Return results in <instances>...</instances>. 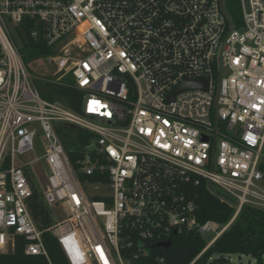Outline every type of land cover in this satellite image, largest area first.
<instances>
[{
  "label": "built area",
  "instance_id": "1",
  "mask_svg": "<svg viewBox=\"0 0 264 264\" xmlns=\"http://www.w3.org/2000/svg\"><path fill=\"white\" fill-rule=\"evenodd\" d=\"M240 7L239 25L226 0H0V253L24 238L53 264L30 209L37 177L65 214L48 231L70 264H133L173 233L205 239L200 264L245 207L264 211V0ZM26 31L50 49L47 83L85 93L81 115L41 97ZM62 126L91 134L81 159ZM192 183L223 191L227 226L199 221Z\"/></svg>",
  "mask_w": 264,
  "mask_h": 264
},
{
  "label": "trees",
  "instance_id": "2",
  "mask_svg": "<svg viewBox=\"0 0 264 264\" xmlns=\"http://www.w3.org/2000/svg\"><path fill=\"white\" fill-rule=\"evenodd\" d=\"M226 8L232 19L240 25V0H226ZM28 33L29 31H26V37L18 41L23 60L28 63L48 56L49 47L42 41L35 42L29 38ZM37 89L43 99L59 103L79 115L82 114L85 93L75 87L72 78H63L58 84L44 83L40 87L37 86ZM59 135L71 160L81 159L85 147L90 143L91 134L77 128L62 126L59 129ZM260 169L264 173V160ZM87 179L99 180L98 176L86 177L80 174L81 181L85 182ZM187 194L198 206L196 214L202 223L214 221L221 226H226L235 215V208L212 194L204 184L199 186L189 184ZM95 199L99 198L95 197ZM30 209L39 229L43 231V240L53 264H70L61 245L48 231L53 224V219L36 189L30 201ZM170 241V248L162 249L153 245L147 257H139L134 260L133 264H190L207 245L205 239L194 234L175 235L173 233ZM24 243V238H19L13 252L0 253V264H48L45 257L26 255ZM229 254L252 256L261 264L260 261L264 254V211L245 207L223 235L204 254L200 264H205L212 257L214 261L211 264H216V256L221 255V259H224V256ZM157 258H163L164 262H159Z\"/></svg>",
  "mask_w": 264,
  "mask_h": 264
},
{
  "label": "rangeland",
  "instance_id": "3",
  "mask_svg": "<svg viewBox=\"0 0 264 264\" xmlns=\"http://www.w3.org/2000/svg\"><path fill=\"white\" fill-rule=\"evenodd\" d=\"M27 67H28L29 72L33 76L36 86L40 87L41 84L47 83L48 80L53 79L52 75L55 72V68L51 64H49L48 61L44 58L28 62ZM35 149L39 156H42L44 152H46L47 144L43 138H38L36 140ZM30 157L31 159L34 158V155H31ZM46 182L47 180L45 177L44 179H38V177L34 178L36 189L38 190L40 194L43 193L47 189ZM214 191L219 197L223 198L225 196L223 191L219 189L218 187H215ZM90 192L91 193L93 192L92 194L95 193L94 190H90ZM51 217L54 223H58L64 219L65 214L63 213V210L59 208L51 212ZM221 227H224V226H221ZM213 236H214L213 234H208L206 236V240H211ZM221 257H222L221 255H218L215 257L216 264H249V263L259 264L258 259L252 256H247V255L229 254V255L224 256L225 257L224 259H221Z\"/></svg>",
  "mask_w": 264,
  "mask_h": 264
},
{
  "label": "water",
  "instance_id": "4",
  "mask_svg": "<svg viewBox=\"0 0 264 264\" xmlns=\"http://www.w3.org/2000/svg\"><path fill=\"white\" fill-rule=\"evenodd\" d=\"M154 246L162 248V249H168V248L171 247V241H167V242H164V243H158V244H156ZM249 264H251V263H249Z\"/></svg>",
  "mask_w": 264,
  "mask_h": 264
},
{
  "label": "bare ground",
  "instance_id": "5",
  "mask_svg": "<svg viewBox=\"0 0 264 264\" xmlns=\"http://www.w3.org/2000/svg\"><path fill=\"white\" fill-rule=\"evenodd\" d=\"M64 247H65V249H66L67 251H69V249H68L66 246H64ZM66 250H65V251H66ZM67 253H68V252H67ZM69 253H70V252H69Z\"/></svg>",
  "mask_w": 264,
  "mask_h": 264
}]
</instances>
